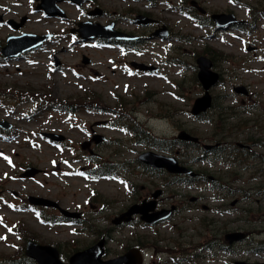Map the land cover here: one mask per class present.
<instances>
[{"label":"rangeland","instance_id":"rangeland-1","mask_svg":"<svg viewBox=\"0 0 264 264\" xmlns=\"http://www.w3.org/2000/svg\"><path fill=\"white\" fill-rule=\"evenodd\" d=\"M190 1L155 0L147 4L142 0H98L108 14L92 17L91 22L103 25L114 21L120 29L136 32L129 20L138 12L152 14L170 29L171 40L146 41L133 53L96 41L77 42L67 33V28L73 25L33 13L31 10L36 5L33 0H0L3 19L0 48L6 37L22 32L56 35L50 39L52 41H46L44 46L19 59L0 58V120L11 123L14 130L11 135L0 133V256L16 254L29 238L42 245L57 246L61 260L66 262L75 249L83 248L92 240L90 236L77 237L75 225L50 226L38 218L39 213L27 208L16 210L29 195L55 200L71 211L85 208V215L91 220L89 225L105 226L106 221L101 218L106 214H94L88 202L95 195H101L103 201L119 202L127 188L120 177L91 179L95 168L89 165L88 152L80 149V144L90 140L91 134H101L109 141L94 152L96 161L127 166L136 164L138 155L146 151L172 156L177 152L180 163H193L192 160L199 163L202 148L180 145L177 141L180 131L192 134L205 145L236 146L245 144L249 138L251 151L259 159L247 163L264 169V12L255 14L254 18L248 14V5L255 7L254 0H196L207 13L230 11L245 21L243 30L220 33L215 32L213 26H202L194 21ZM261 3L259 7L264 11V0ZM64 8L72 21L87 19L85 10ZM28 14L29 22L17 31L4 23L9 19L18 22L21 16ZM140 32L147 37L148 31ZM207 47L220 51L226 58L214 61L213 70L221 75V80L210 90L211 111L199 119L190 113L193 101L203 94L196 79L195 60ZM82 56L90 59V65L82 64ZM125 61L128 64L142 62L159 70L151 75H132L128 65L123 64ZM91 70L101 77L96 78ZM237 86H244L248 95L236 94L233 88ZM16 89L22 91L21 94ZM27 90L33 91L32 97ZM87 91L99 95L108 110H92L79 103L71 105L68 111L57 105H46V99L74 104L73 99H86ZM118 101L127 103L124 116L110 111L116 108ZM119 117L122 124L139 123L149 133L150 140L137 144L129 133L112 128ZM42 132L61 135L64 141L50 142L41 136ZM152 136L157 140L154 146ZM27 166L36 167L41 173L33 179H21L19 175ZM82 168L85 172H78ZM261 180L264 185V174ZM246 184L244 180L232 189L247 191ZM115 208L118 205L112 207ZM40 214L54 216L51 211ZM179 222L175 218L171 223ZM19 223L27 231L24 234L18 230ZM171 223L158 226L154 231L133 226L115 231L104 258L118 256L123 246L135 239L136 232L147 242L161 238L164 242H160L161 247L173 248L170 239H176L177 234ZM171 252L175 253L163 254V258L181 255ZM146 254L147 259L155 257L151 249Z\"/></svg>","mask_w":264,"mask_h":264},{"label":"flooded vegetation","instance_id":"flooded-vegetation-1","mask_svg":"<svg viewBox=\"0 0 264 264\" xmlns=\"http://www.w3.org/2000/svg\"><path fill=\"white\" fill-rule=\"evenodd\" d=\"M142 1L150 4L154 3L155 0ZM33 2L36 4V0H33ZM48 3H53L54 6L56 5L62 9L66 18L63 19L58 16L53 10L51 16H47L43 12H40L41 15L47 19L59 20L60 23H65L68 26L86 20L72 21L64 8L65 6L85 10L88 17H94L92 14L99 12V10L98 17H105L108 14L98 0H87L80 7L62 0H46L45 4ZM198 4L200 5V3ZM225 13L231 12L227 11ZM144 15L156 20L157 25L147 28L134 25L137 31L133 32L120 29L117 22L114 21L103 24L113 23L116 32L137 36L138 39L95 41L106 46H117L122 50L135 53V48H138L144 42L159 40L150 38V34L156 28L164 25L163 21L153 17L152 14L144 13ZM129 23L133 25L132 18ZM143 29L146 32L148 31L147 37H144L140 32ZM168 30L170 35L164 41L172 39L170 29L168 28ZM228 30L230 29L224 31ZM75 37L77 38V36ZM131 62L128 64L125 61L123 64L128 65L127 68L132 75H151L150 72L134 68ZM112 72L114 73V71ZM91 73L96 78L101 77L98 72L95 73L91 70ZM111 112L124 116L125 110H112ZM125 128L132 138L137 140L136 143H140V131L135 128V125L126 123ZM108 142V140H104L100 145H93L90 148L88 158L91 163L89 165L95 168L91 179L95 181L110 177V175L101 172L100 167L103 165L94 163L96 158L93 156L96 155L94 152L99 147ZM244 143L229 147L222 146L220 143H215V145L199 143V145H195L194 147L202 148L201 158H198L201 161L195 163L196 160H192L193 163L184 164L181 162L182 166L194 174L193 176L190 174H170L165 170L142 165L136 160V164L133 166L128 165L125 167L121 163L108 164L112 167L111 176L114 179L120 177V181L124 183L127 190L119 202L113 200L103 201L101 195L93 196L88 202V206L94 214L98 216L106 214L105 217L101 218L106 221L105 226L102 228L88 226L91 220L86 217L85 213L87 211L85 208L73 210L81 213V218L77 220L65 219L56 208H38V212L51 211L54 215L52 217L56 218L57 221H66L67 224L72 223V225H75L74 233L77 237L90 236L92 238L90 242L87 241V245L83 248L76 249L77 251L87 249L98 241H104L106 255L109 253L107 245L113 240L112 235L115 231L130 229L132 226L139 230L152 229L154 231L158 226L168 225L177 218L180 220L179 223H171V228L177 234L176 239H170L174 245L173 248H170L169 245L161 247L160 242L164 243L161 238H153L150 242H147L143 240L140 233L136 232L134 233L135 239L128 241L129 245L125 244L118 256L130 249H138L145 257L143 264H236L237 262L264 264V185L261 180L264 169L247 163L249 160H257L259 157L251 151V139H246ZM204 146L213 147L205 150ZM81 171L85 172V169L82 168ZM87 172L92 173L91 170H87ZM129 175L130 179H128ZM244 180H247L245 185L248 188L247 191L232 189ZM240 192L245 193V195L239 196L237 193ZM155 193H158L156 197H154ZM116 205H118V208L112 209ZM132 206H140V213L134 216L129 223H121L119 226H115L113 224L114 218L124 214ZM60 207L63 208L61 205ZM168 210H172V214L167 220L157 224H147L141 220L142 216L153 217L158 212L164 211L163 214H165ZM223 220L229 221L223 222ZM230 234L242 235V240L230 244L226 239ZM150 246L152 247L151 250L155 251V257L147 259L146 251L150 250ZM171 251H176L181 255L173 258H163V254L175 253ZM118 256L105 258V260Z\"/></svg>","mask_w":264,"mask_h":264},{"label":"water","instance_id":"water-1","mask_svg":"<svg viewBox=\"0 0 264 264\" xmlns=\"http://www.w3.org/2000/svg\"><path fill=\"white\" fill-rule=\"evenodd\" d=\"M45 1L42 0V3L37 6L36 10H41L44 8L43 10L47 14H52L53 13L52 10L54 11L55 9L53 3L44 4ZM70 1L74 2L76 0H70ZM191 3L196 5L194 1ZM199 11L201 13H205V11L201 8H199ZM211 19L217 25L218 28H223L225 26H230L232 24H237V23L241 24V22H238L233 15L213 14L211 16ZM25 21H26V17H22L20 19L19 24H15L12 20L8 21L7 23L11 25L14 29H18L23 26ZM134 23L142 26H147L153 24L154 21L148 19L143 15H138L134 18ZM77 27H79V29L78 30L72 29L71 33L79 32L80 38H82V40H90V39H94L95 37H99L107 40L109 39L121 40V39H125L126 37L121 33L113 32L112 31L113 25L107 27H101L98 24L79 23L77 24ZM167 35L168 32L166 28H163L162 30L155 33V36H160L161 38H164ZM50 37H51L50 35L38 36L33 34H22L21 36L18 37H8L5 45L0 49V55L4 59L18 57L19 55L40 46L45 40H47ZM126 39H134V38L126 37ZM82 63L88 64L89 60L83 58ZM132 64L135 67L140 68L141 70H145V71L155 70L152 67L138 65L136 63H132ZM196 64L198 68L197 80L203 89V95L196 98L193 102V105L191 107V114L193 116H198L201 113L206 112V110L210 108L212 98L210 96L209 91L219 81V74L212 70L213 65L208 58L204 56H199L196 59ZM233 90L237 94L247 95V91L243 86L236 87ZM0 128L4 130H8L10 129V125H8L6 122H0ZM43 135L55 142L63 140V137L61 136L50 135V134H43ZM101 139H103V137L98 135L92 138V140H95L96 143H99ZM178 139L182 141H191V142H197L198 140L197 138L190 136L186 132H181L178 136ZM88 147H89L88 142H85L81 145V148L83 150H85ZM138 159L143 164H146L156 169H165L166 171L172 174H180V173L188 172L184 168L180 167L176 158L172 156H165L154 152H145L141 154ZM38 172L39 171L37 169L33 167H28L21 174V178H33L36 174H38ZM157 195L158 193H155L154 197H156ZM28 201L33 206L58 207L56 203L44 198H37L30 196L28 197ZM61 213L68 218L79 217V214L70 213L65 210H61ZM137 213H139L138 206H133L128 210V212L116 218L113 223L115 225H119L121 222H129L131 220L132 215ZM163 213L164 211L156 213L153 217H146V218L142 217V220L146 221L147 223H156L159 222L160 220H164L165 218H167L171 213V211H167L165 214ZM226 239L229 241V243H233L241 240L242 236L239 234H230L226 237ZM103 248H104V242L100 241L97 244L93 245L92 247L82 252L73 254L68 259L67 263H64L59 259V253L56 248L51 246L39 245L34 241H28L25 246L24 254L27 258L34 260L37 264H141L142 263L141 256L136 249L129 250L126 254L116 259L110 261H102L101 257L104 255ZM237 264H242V263H237Z\"/></svg>","mask_w":264,"mask_h":264},{"label":"trees","instance_id":"trees-1","mask_svg":"<svg viewBox=\"0 0 264 264\" xmlns=\"http://www.w3.org/2000/svg\"><path fill=\"white\" fill-rule=\"evenodd\" d=\"M261 1L262 0H254L255 4L260 9H261V7H259V6H262ZM260 9L253 8L252 10L255 11V10H260ZM249 14L252 15V11H250ZM211 51L213 53H212V55L211 54H209V55L210 56H213V58L214 57L215 58H219V59H223L224 58V56H223V54L221 52L214 51L213 49H211ZM29 91H32V90H29ZM12 92H14V91H12ZM88 98L91 99L90 96ZM93 98H94V100H97L98 102H100V97L98 95L93 94ZM51 102H53L58 107L60 106V108L67 110L66 107L62 106L61 104H58L57 101L51 100ZM141 131L144 133V130L143 129ZM20 263H22V264H34L31 261H29L27 259H24L23 255H22V248L19 249V251L17 252L16 255H12V256H10V255L9 256L8 255H1L0 256V264H20Z\"/></svg>","mask_w":264,"mask_h":264}]
</instances>
